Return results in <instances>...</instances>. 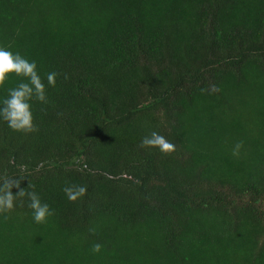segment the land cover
<instances>
[{"label": "trees", "instance_id": "16d2710c", "mask_svg": "<svg viewBox=\"0 0 264 264\" xmlns=\"http://www.w3.org/2000/svg\"><path fill=\"white\" fill-rule=\"evenodd\" d=\"M0 47L48 97L0 119V178L54 210L0 215V264H264V0H0Z\"/></svg>", "mask_w": 264, "mask_h": 264}, {"label": "clouds", "instance_id": "9594fccd", "mask_svg": "<svg viewBox=\"0 0 264 264\" xmlns=\"http://www.w3.org/2000/svg\"><path fill=\"white\" fill-rule=\"evenodd\" d=\"M10 74L25 78L27 82H21L17 87L8 90V96L0 106V119L5 121L13 131L36 132L38 128L34 123L31 101L35 99L43 104L48 103L45 84L37 72L36 62H30L19 52L13 53L0 47V88L4 87ZM57 75L56 72L47 75L49 86H55ZM212 90L217 91L218 89L212 86ZM141 147L157 148L163 154H171L175 151V145L155 131L141 140ZM241 147H243V141L237 142L232 154L238 156ZM13 188L17 189L15 193H13ZM62 191L70 201H76L87 194V187L67 185ZM24 197L29 200L28 207L32 209L33 219L36 223H45L48 217L54 215V210L47 203H42L35 191H25L21 188L19 180L0 178V215H4L5 219L8 218L6 214L13 211L15 201ZM89 231L95 234L96 230L90 228ZM101 248L100 243H95L92 246V252L98 253Z\"/></svg>", "mask_w": 264, "mask_h": 264}]
</instances>
